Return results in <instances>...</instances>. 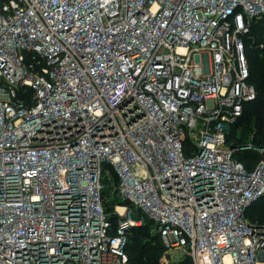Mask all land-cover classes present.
<instances>
[{"label":"built area","instance_id":"obj_1","mask_svg":"<svg viewBox=\"0 0 264 264\" xmlns=\"http://www.w3.org/2000/svg\"><path fill=\"white\" fill-rule=\"evenodd\" d=\"M263 15L264 0H0V264H128L145 218L162 263L264 264L246 215L264 146L228 142L258 96L245 37Z\"/></svg>","mask_w":264,"mask_h":264},{"label":"trees","instance_id":"obj_2","mask_svg":"<svg viewBox=\"0 0 264 264\" xmlns=\"http://www.w3.org/2000/svg\"><path fill=\"white\" fill-rule=\"evenodd\" d=\"M246 53L251 75L250 83L255 85L258 96L245 104L243 115L235 122L228 133L230 145L241 147L251 144L254 147L264 146V15L251 23L250 34L245 37ZM263 44V47L261 45ZM235 157L252 170L261 159L255 148H239ZM111 180L106 178L105 195L108 196L106 209L114 229L118 226V215L114 213L116 200L110 195L113 183L117 182L114 172ZM110 197L112 199H110ZM246 215L251 224L264 225V195L255 200L247 209ZM126 250L129 254L128 264H160L165 253L164 243L155 230L152 220L145 218L141 225H134L128 231ZM174 264H193L189 258L176 261Z\"/></svg>","mask_w":264,"mask_h":264},{"label":"rangeland","instance_id":"obj_3","mask_svg":"<svg viewBox=\"0 0 264 264\" xmlns=\"http://www.w3.org/2000/svg\"><path fill=\"white\" fill-rule=\"evenodd\" d=\"M164 263V262H163ZM162 262L160 263V264H163ZM164 264H166V262L164 263ZM167 264H174V262H171V263H167Z\"/></svg>","mask_w":264,"mask_h":264}]
</instances>
